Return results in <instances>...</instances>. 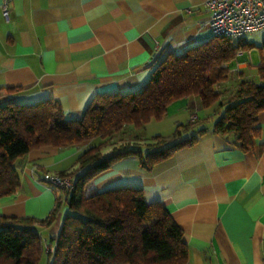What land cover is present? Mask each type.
<instances>
[{"label": "crops", "instance_id": "0c3cea01", "mask_svg": "<svg viewBox=\"0 0 264 264\" xmlns=\"http://www.w3.org/2000/svg\"><path fill=\"white\" fill-rule=\"evenodd\" d=\"M209 16L205 0H12L8 19L0 7V104L51 99L66 118L79 120L97 95L141 88L165 52L211 40ZM247 61L236 65L245 69ZM211 113L196 96L174 100L161 119L146 123L137 145L144 152L151 141L145 134L170 136L178 123ZM258 125L251 150L207 132L150 171L136 157L117 161L86 184L85 194L141 186L145 201L161 203L181 228L186 264H264V109ZM88 145L45 146L15 159L20 186L0 197V216L47 217L65 193L41 176L73 171ZM61 208L52 222L37 225L44 248L59 229Z\"/></svg>", "mask_w": 264, "mask_h": 264}, {"label": "trees", "instance_id": "16d2710c", "mask_svg": "<svg viewBox=\"0 0 264 264\" xmlns=\"http://www.w3.org/2000/svg\"><path fill=\"white\" fill-rule=\"evenodd\" d=\"M233 40L213 36L180 53H161L141 88L97 95L79 120L66 118L51 99L1 103L0 197L20 186L13 166L18 157L45 146L89 145L78 155L76 169L61 173L75 182L64 191V200L56 198L47 217L0 216V264H38L43 254L45 264H186L188 249L181 228L161 203L145 201L141 186H116L90 195L84 188L125 158L136 157L139 167L150 171L207 132L221 135L242 151L253 149L264 109V41L253 76L244 69L232 70L244 61L237 55L241 38ZM186 96H196L212 113L178 123L170 136H153L143 152L137 142L146 123L161 119L172 101ZM107 146L112 149L105 153ZM62 201L66 211L44 248L37 225L52 222Z\"/></svg>", "mask_w": 264, "mask_h": 264}, {"label": "built area", "instance_id": "2783aa9c", "mask_svg": "<svg viewBox=\"0 0 264 264\" xmlns=\"http://www.w3.org/2000/svg\"><path fill=\"white\" fill-rule=\"evenodd\" d=\"M11 1L0 2L5 19H8ZM205 7L210 15L208 25L213 36L240 39L247 33L264 30V0H205ZM241 54L242 51L237 52V55ZM41 180L62 191L71 190L75 182L71 175L54 172L43 173Z\"/></svg>", "mask_w": 264, "mask_h": 264}, {"label": "rangeland", "instance_id": "374dc122", "mask_svg": "<svg viewBox=\"0 0 264 264\" xmlns=\"http://www.w3.org/2000/svg\"><path fill=\"white\" fill-rule=\"evenodd\" d=\"M238 41V39H234L233 42L236 43ZM264 41V30L262 31H256V32H251V33H247L245 34L240 41V44L242 45V47L240 48V50H242V54L240 55V59L244 60L245 62L247 61L248 63V68L244 69L245 72L247 73H251L254 74L255 73V65L257 64L258 60H259V56H260V51H259V46L260 44ZM248 44L250 46H248ZM208 125V123H207ZM142 133H144V130L142 129ZM189 135L188 133H183V137ZM149 139H152L153 135H146ZM63 209V210H62ZM61 214L64 215V211L65 208H61ZM44 263V259L41 260V262L39 264H43Z\"/></svg>", "mask_w": 264, "mask_h": 264}]
</instances>
